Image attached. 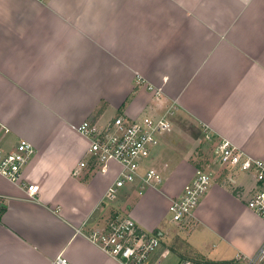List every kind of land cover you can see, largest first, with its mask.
<instances>
[{
    "label": "crops",
    "instance_id": "crops-1",
    "mask_svg": "<svg viewBox=\"0 0 264 264\" xmlns=\"http://www.w3.org/2000/svg\"><path fill=\"white\" fill-rule=\"evenodd\" d=\"M117 116L164 117L173 132L145 166L161 185L126 183L107 200L119 165L91 164L77 127ZM204 136L264 162V0H0V154L22 140L34 148L22 183L0 174V264H120L90 240L108 206L157 230L153 256L168 249L174 264L254 255L264 221L246 206L253 174L212 176L189 226L164 219L203 165Z\"/></svg>",
    "mask_w": 264,
    "mask_h": 264
},
{
    "label": "built area",
    "instance_id": "built-area-1",
    "mask_svg": "<svg viewBox=\"0 0 264 264\" xmlns=\"http://www.w3.org/2000/svg\"><path fill=\"white\" fill-rule=\"evenodd\" d=\"M77 132L89 143L87 155L91 164L101 171L111 161L119 165V174L107 188L104 199H113L117 189L126 183L138 181L140 188H157L161 184V173L154 167H145V161L150 158L161 139L172 134V123L168 119L148 116L129 119L117 116L102 127L85 121L77 127ZM33 155V146L27 141H20L13 151L0 154V174L13 183H22V170ZM216 162L227 174H253L256 188L251 191L246 206L264 221V189L258 185L264 183V162L246 156L225 140L217 145ZM86 165V161L79 162L72 170V175H79L81 168ZM212 176V173L203 169L194 170L192 180L184 186L182 193L170 199L168 212L173 222L183 227L191 224L194 210L200 197L209 188ZM230 182H233L231 178ZM25 188L27 198L35 199L38 185L29 183ZM90 240L120 264H161V258L169 254V250L164 249L158 257L153 258L152 254L161 245L162 235L146 234L129 215H116L105 227L94 230ZM263 254L264 244L252 256L237 253L230 264H257ZM56 263L67 264L65 259L59 257ZM176 264L210 263L185 258Z\"/></svg>",
    "mask_w": 264,
    "mask_h": 264
},
{
    "label": "rangeland",
    "instance_id": "rangeland-1",
    "mask_svg": "<svg viewBox=\"0 0 264 264\" xmlns=\"http://www.w3.org/2000/svg\"><path fill=\"white\" fill-rule=\"evenodd\" d=\"M212 138L210 137L209 138V140L208 139H206V137L204 136L203 137V140H202V137L200 138V144H199V147L196 149V156L195 157H198L199 156V158H198V160L197 161H201L200 163H199V165H202V166H200V167H198V168H200V169H203V170H205V171H207V172H210V173H212L213 174V176L215 175V177L217 178V176L218 177H221V176H223V174L225 173V171L224 170H222L221 168L219 169V167H218V164H217V162H216V142L214 141V140H211ZM201 159H203V160H201ZM149 160H150V158L147 160V161H145V166H149V164H150V162H149ZM208 162V163H207ZM198 163V162H197ZM25 167V166H24ZM162 183V182H161ZM132 184H139L138 183V181H135V182H133ZM161 184H159V186H160ZM123 189V188H122ZM120 190V189H119ZM123 196V195H122ZM203 196V195H202ZM201 196V197H202ZM126 197H128V195L127 196H123V198H126ZM136 197H138V196H136ZM201 197H200V199H201ZM200 199H199V201H200ZM108 200V199H107ZM111 203V202H110ZM111 204H113V203H111ZM114 205V204H113ZM197 206H198V204H197ZM196 206V207H197ZM109 207V210H108V213H106V215H105V217L103 218V219H107L108 217H110V219H112V218H114L115 216H116V212H115V208H113V206H108ZM167 211H168V209H167ZM122 214H123V212H121ZM128 214V213H127ZM127 214H125V215H123V216H126ZM129 216L132 218V216H131V214L129 213ZM166 221H170V222H172V223H168V225H169V227L170 228H172V225L173 224H175V222H173L172 220H171V214L169 213V212H167L166 213V216H165V218H164ZM134 220V219H133ZM136 222V221H135ZM138 225V224H137ZM176 225V224H175ZM139 226V225H138ZM167 226V225H166ZM165 226V227H166ZM140 227V226H139ZM141 228V227H140ZM142 229V228H141ZM173 229V228H172ZM146 234H151V235H158V231L157 230H152V231H146V230H144V229H142ZM163 238H164V240H166V236H165V234H163ZM161 245H162V242H161ZM161 245H160V247L156 250V252L158 251V250H161ZM163 246V245H162ZM152 257L153 258H156V257H158V256H153V254H152ZM178 257H180L179 256V254H176V253H173V252H171V254H170V252H169V254L166 256V257H164V258H161V264H174L176 261H177V259H178Z\"/></svg>",
    "mask_w": 264,
    "mask_h": 264
}]
</instances>
